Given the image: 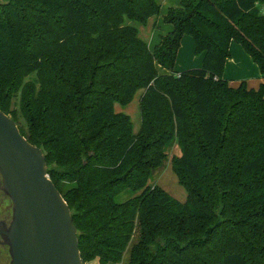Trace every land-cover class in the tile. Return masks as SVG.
Masks as SVG:
<instances>
[{
    "label": "trees",
    "instance_id": "1",
    "mask_svg": "<svg viewBox=\"0 0 264 264\" xmlns=\"http://www.w3.org/2000/svg\"><path fill=\"white\" fill-rule=\"evenodd\" d=\"M263 5L181 0L151 49L132 23L161 0H0V109L43 149L84 264H264V84L224 78L232 42L264 77ZM186 35L203 64L177 73ZM140 90L135 133L116 104ZM176 140L184 202L149 184Z\"/></svg>",
    "mask_w": 264,
    "mask_h": 264
},
{
    "label": "water",
    "instance_id": "2",
    "mask_svg": "<svg viewBox=\"0 0 264 264\" xmlns=\"http://www.w3.org/2000/svg\"><path fill=\"white\" fill-rule=\"evenodd\" d=\"M2 190L13 202L3 231L11 264H84L72 210L48 174L46 155L0 109Z\"/></svg>",
    "mask_w": 264,
    "mask_h": 264
},
{
    "label": "rangeland",
    "instance_id": "3",
    "mask_svg": "<svg viewBox=\"0 0 264 264\" xmlns=\"http://www.w3.org/2000/svg\"><path fill=\"white\" fill-rule=\"evenodd\" d=\"M161 3H162V7H161L160 14L157 17L153 18V19H156L158 22H156V20H153V21L149 22V24L147 26L139 25L138 23H135V22L132 23L138 27L140 37L143 38L145 41H147L151 45H153L152 35H153L154 26L156 25V28H158V26H157V23H158L159 26L161 27V29H163L165 31L168 24L164 21V17L168 12L169 7L180 6L181 0H161ZM184 38L182 39V42H181V45H183V47H182V50L180 52L179 62L175 66V71L181 70L180 67H182V65H184V63H187V60L189 57L188 55L192 54L195 57H199L201 55V54H197L194 50H192V51L188 50L189 42L191 43V45L194 46L193 38L189 35L184 36ZM187 39H189L190 41H187ZM201 67H202V65L199 67H194V68H201ZM159 69H160V72H163V73L169 72V71H167L163 68H160V67H159ZM142 95H143V90L138 91L136 96L134 97L133 101L127 106H122L120 104H116V111L124 112V113H127L131 116L135 133H137L140 130L141 125L143 123V115H142L141 104H140V100H141ZM21 121L23 123H25L23 119H21ZM166 152H167V159L164 161L162 167H160L154 171V173H153V175L149 181V184L151 186L157 185V186L164 188L173 197H175L179 201L184 202L187 199L188 192L179 183V179H178L177 175L175 174V172L173 170V165H172L173 158L175 156H181L182 155V149H181L178 141L176 140L175 143L173 145H171L166 150ZM128 198H129V195L125 193L119 199L121 201H124ZM260 227H261V223L256 221V236H257V238H259V236L261 235V232L257 231V229H259ZM136 240H137V236L135 237L133 242H135ZM130 247H131V245H130ZM130 247L127 250V253L125 254L123 263L127 262V260H128Z\"/></svg>",
    "mask_w": 264,
    "mask_h": 264
},
{
    "label": "crops",
    "instance_id": "4",
    "mask_svg": "<svg viewBox=\"0 0 264 264\" xmlns=\"http://www.w3.org/2000/svg\"><path fill=\"white\" fill-rule=\"evenodd\" d=\"M170 8V7H169ZM262 12L264 13V5L262 6ZM156 19H151V21ZM155 22V21H154ZM156 22H158L156 20ZM158 28H156V25L153 28V35H152V41L153 45L149 44V47L151 49L154 48L155 45H157L160 42V38L162 35H166L169 32L172 31L173 26L171 24H168L165 31L161 29L159 24L157 23ZM185 39V38H184ZM187 41H190L187 39ZM194 42V40H193ZM189 42L188 50L195 51V44L194 46L191 45ZM183 45H181L179 54L177 57L176 65L179 62V56L180 52L182 50ZM230 53L231 56L226 62L225 70H224V78L229 80L233 86H238L242 81H246L247 85L249 87L258 89L261 84H264V77L261 75L260 68L256 62L251 58V56L247 53V51L238 43L232 42L230 46ZM187 63H184L182 67H180L181 70H177V73H181L185 70L199 67L203 63L204 54H201L199 57H195L192 54L188 55ZM162 74H166L161 72Z\"/></svg>",
    "mask_w": 264,
    "mask_h": 264
},
{
    "label": "flooded vegetation",
    "instance_id": "5",
    "mask_svg": "<svg viewBox=\"0 0 264 264\" xmlns=\"http://www.w3.org/2000/svg\"><path fill=\"white\" fill-rule=\"evenodd\" d=\"M2 176L0 174V264H11L10 249L5 244L3 231L8 227L13 218V202L2 190Z\"/></svg>",
    "mask_w": 264,
    "mask_h": 264
}]
</instances>
